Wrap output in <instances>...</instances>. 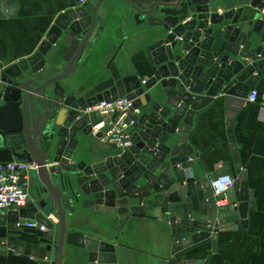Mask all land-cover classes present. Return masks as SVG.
I'll return each mask as SVG.
<instances>
[{
    "label": "water",
    "instance_id": "obj_1",
    "mask_svg": "<svg viewBox=\"0 0 264 264\" xmlns=\"http://www.w3.org/2000/svg\"><path fill=\"white\" fill-rule=\"evenodd\" d=\"M103 1L90 0L89 6L67 11L32 57L0 67V164L19 162L37 168L29 174L34 196L27 206L0 212V228L7 231H0V256L24 254L38 264H62L69 246L83 250L87 264H118V237L79 231L68 224L82 205L94 216L117 219L115 232L151 213L171 232L172 259L167 264H198L178 257L207 241L216 252V224L221 232L237 231L238 223L248 226L247 176L233 128L249 93L264 77V0H149L148 8L125 0L135 10L136 23L149 28L146 83L132 75L87 98L74 90L72 82L101 31ZM12 5L13 0H0V13L5 15ZM169 9L179 13L170 14ZM57 44L63 47L62 60L53 48ZM124 96L142 111L127 118L135 122L132 147L91 164L77 161L86 138L100 124L87 110ZM221 97L239 177L225 196L229 205L219 207L212 179L198 180L190 173L198 154L182 145L197 113ZM96 137L102 138V133ZM231 174L225 163L216 177ZM32 222L54 232L45 233V247L7 237ZM178 236L189 237L177 241ZM52 254L54 260L48 261Z\"/></svg>",
    "mask_w": 264,
    "mask_h": 264
},
{
    "label": "crops",
    "instance_id": "obj_2",
    "mask_svg": "<svg viewBox=\"0 0 264 264\" xmlns=\"http://www.w3.org/2000/svg\"><path fill=\"white\" fill-rule=\"evenodd\" d=\"M144 8L149 7V0H133ZM171 3L177 0H157ZM79 0H13L7 6L5 15L0 13V67L7 68L32 57L46 40L57 19L69 10L89 6ZM15 8L12 11L9 8ZM184 7V6H183ZM240 6H235L238 8ZM90 8V7H88ZM185 9V7H184ZM184 11V10H183ZM181 11V13H183ZM168 13L176 15V9ZM101 31L93 46L84 54L83 61L74 73L72 85L80 96L87 98L110 90L115 84L132 75L141 80L146 78L148 64L146 56L150 39L145 36L149 30L147 23L138 25L135 10L125 0H104L100 7ZM184 19L188 15L183 16ZM57 56L62 60L63 47L53 46ZM255 90L260 95L257 103L246 101L242 111L237 115L233 134L238 154L242 163V173L247 176L249 192V217L247 228L241 227L234 232H221L216 224L214 232L218 234L217 251L213 252L211 241L191 247L179 259L197 260L198 264H264V77ZM223 97L198 112L187 134V143L198 158L194 160L195 168L190 173L196 179L216 177L222 165L229 163L231 175L238 179L228 138L227 119ZM113 118L104 119V133ZM133 133V129L130 130ZM177 137V136H176ZM77 161L91 164L95 160L119 152L114 145L93 132L86 138ZM30 196H34L29 185ZM240 201V192H235ZM229 205L227 199L220 206ZM146 218H135L130 226L126 224L119 232L114 231L117 219L94 216L91 209L77 206L68 224L79 231H95L118 237V264H167L172 259L173 241L169 227L161 221L154 220L148 212ZM54 224L58 220L49 218ZM0 231L7 233L6 228ZM54 233V232H47ZM45 233L38 229L19 228L14 236L28 244L45 247ZM189 236H178L181 241ZM55 254L48 256L53 261ZM0 264H38L33 258L24 254L0 256ZM62 264H87L83 250L66 246Z\"/></svg>",
    "mask_w": 264,
    "mask_h": 264
},
{
    "label": "built area",
    "instance_id": "obj_3",
    "mask_svg": "<svg viewBox=\"0 0 264 264\" xmlns=\"http://www.w3.org/2000/svg\"><path fill=\"white\" fill-rule=\"evenodd\" d=\"M88 0H79L80 5H84ZM143 80L141 84H145ZM259 93L255 90L250 92L247 98L249 103H257L260 100ZM264 100V96H263ZM134 102L124 97H119L112 102L98 103L96 106L89 108L87 111L95 113L100 120L99 126L94 128L96 134L100 133V129L105 127L104 119L113 118L112 122L104 133L102 138L120 151H124L132 147L131 129L135 124L134 120L127 122L129 115L140 116L142 111L134 107ZM35 166L27 163H7L0 164V212L19 210L27 206L30 193V172L36 170ZM236 180L232 176L215 177L212 179L210 187L214 196L218 198V206L225 199L226 194L234 188ZM228 206V205H226ZM222 207V206H221ZM28 229H38L42 233H47L48 229L36 222L25 225Z\"/></svg>",
    "mask_w": 264,
    "mask_h": 264
}]
</instances>
